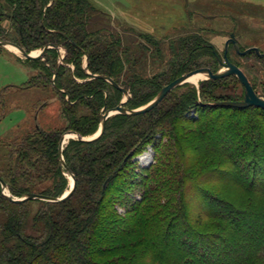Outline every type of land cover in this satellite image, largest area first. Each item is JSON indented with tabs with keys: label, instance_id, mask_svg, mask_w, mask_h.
Masks as SVG:
<instances>
[{
	"label": "trees",
	"instance_id": "obj_1",
	"mask_svg": "<svg viewBox=\"0 0 264 264\" xmlns=\"http://www.w3.org/2000/svg\"><path fill=\"white\" fill-rule=\"evenodd\" d=\"M3 1L20 33L47 34L46 40L39 37L40 47H59L61 39L74 51L71 60L78 62L87 36L83 21L72 17L75 0ZM81 1L92 10L88 0ZM204 47L216 59L214 47ZM105 53L89 54L91 75L113 79L116 65ZM101 82L112 91L106 102ZM76 93L74 100L88 94L111 109L122 95L103 79ZM194 105L234 114H203L182 127L181 120H188L176 105L160 119L167 129L163 145L152 133H127L133 120L147 114L110 118L99 139L74 140L64 150L68 170L77 178L74 194L61 203L46 202L34 216L29 202L10 201L0 184V264H264V116L255 113L244 120L246 109L202 107L197 100ZM37 131L28 150L35 154L37 147H49L56 157L54 168L61 172V134ZM115 136L124 137V143H116ZM147 143L155 146L156 163L137 181L139 176H128L125 170ZM90 146L97 147L95 154L86 152ZM122 151L125 155L118 159ZM202 177L206 179L200 181ZM61 180L65 186L63 175ZM206 184H216L220 192L212 193ZM59 188L37 194L59 197ZM239 188L241 194L226 190ZM11 192L19 197L34 193L28 186H14ZM192 202L200 206L195 213Z\"/></svg>",
	"mask_w": 264,
	"mask_h": 264
},
{
	"label": "rangeland",
	"instance_id": "obj_2",
	"mask_svg": "<svg viewBox=\"0 0 264 264\" xmlns=\"http://www.w3.org/2000/svg\"><path fill=\"white\" fill-rule=\"evenodd\" d=\"M75 1L72 17L75 22L83 21V31L87 36V47L81 51L77 63L71 60L75 56L73 49L63 46L61 39H58L60 44L56 52L45 50L33 60L24 58L11 47L0 45V176L6 181L5 193L13 198L26 196L13 195L11 188L14 186L18 189L28 186L34 193L60 187L61 197L72 189V181L75 180L77 185L71 169L67 170L60 163L61 172L56 171L53 165L56 157L49 147H37L39 151L35 154L28 148L30 143H34L35 139L30 138L37 136L38 129L44 133L59 132L62 137L69 132L81 135L76 131L79 129L85 133L83 137L86 139L95 138L100 132L102 117L111 107L103 103L98 105L88 94L82 100L73 99L76 92L95 85L96 80L88 74L91 73L90 53L102 56L106 52L113 59L116 65L113 80L128 92V96L122 92L118 105L127 100L124 106L129 110L145 107L164 86L183 74L200 68L219 72L222 67L204 45L214 47L224 61L226 43L231 34H235L243 49L257 47L264 53V0H89L92 10L81 0ZM0 3V41L38 54L42 48L41 40H46L47 34L40 36L30 30L20 33L18 25L10 19L12 10L3 0ZM1 14L5 15L2 17ZM176 24L180 28L171 30ZM160 27H165V30ZM194 49L196 51L192 52ZM190 54L191 59L187 60ZM229 59L245 73L257 95L264 97V58L254 52L240 56L232 48ZM100 85L106 102L111 88L102 82ZM243 97L244 87L235 75L188 82L169 93L145 117L133 120L126 131L144 136L152 133L163 145L167 143V136H163L167 129L160 119L174 106L178 105V113L188 120L182 119L181 126L190 127L189 121L203 114L216 117L223 113L234 114L195 107V100L215 103L241 101ZM242 112L244 120L254 117L255 113L264 116V110L257 107ZM123 138L115 136L114 141L124 143ZM74 140L76 138L69 139L64 150ZM154 148L150 143L141 147L125 170L128 176L137 175L138 181L146 175L145 170L156 163ZM96 149L90 146L86 152L95 154ZM125 152L122 151L118 159L123 158ZM26 153L29 154L28 159H24ZM60 157L59 153V162ZM63 159L66 163L64 151ZM62 175L66 179L65 186L60 183ZM204 179L206 177L200 181ZM216 184L205 186L212 193H219L220 188ZM226 190L232 194L243 192L240 188ZM134 196L140 199L141 195L136 193ZM46 204L39 200L29 201L32 215L38 214ZM190 208L194 213L200 210L196 202H192Z\"/></svg>",
	"mask_w": 264,
	"mask_h": 264
},
{
	"label": "water",
	"instance_id": "obj_3",
	"mask_svg": "<svg viewBox=\"0 0 264 264\" xmlns=\"http://www.w3.org/2000/svg\"><path fill=\"white\" fill-rule=\"evenodd\" d=\"M230 43H233L235 50L238 54L245 56L251 52H255L259 57L264 58V53H262L259 48H250L244 52H241L240 47H239V43H238L235 35L232 34L230 40L226 43V46H225V54H224L225 62H223L221 60V58L219 57V55L216 54L217 61L220 62L221 67L224 69L220 70L217 73H212L211 71H209L205 68H200V69L193 70L189 73L183 74L181 77L177 78L173 82L164 86L160 90V92L158 93L157 97L152 102H150L148 105H146L145 107L138 109V110H129V109L125 108L124 105L126 104L127 100L122 101L116 108L109 110L106 114L103 115L101 130L95 138L86 139L85 137L78 135V134H75L74 132H69V133L65 134L62 137L60 144H59V153L61 155L60 163L68 170L66 163L63 159L64 145H65L67 136L69 137V139L76 138V140L80 141V142L96 141L103 134V132L105 130L106 121L109 118H111L113 115L122 114V115H128V116H139V115L147 114L150 111H152L154 108H156L165 99V97L169 93H171L176 88L184 85L185 83H188L189 79L191 77H193L194 75H197V74L205 75L208 80H216V79H220V78H223V77H226L229 75H235L238 78L239 82L244 87V97H243V100H241V101H220V102L206 103V104L202 103V102H197V106L227 107V108H238V109H248V108H252V107H257V108H261L264 110V97H260L257 95V93L255 92L251 82L249 81V79L245 75V73L237 65H235L234 63H232L229 60L228 50H229ZM0 45L8 46V47L15 49L16 51L19 52L20 55H22L24 58L29 59V60H33V59L40 57L41 54L43 53V51H45V50L59 49V47H56V46H44L41 48V50L39 51L38 54H32V53H29L28 51L21 49L19 46H16V45L11 44L9 42H1L0 41ZM91 79H96V80L103 79V80L109 82L115 88L121 90L126 96H128V92L124 88L119 86L109 76L91 75ZM130 155H131V153L129 154V156ZM0 184L2 185L3 193L5 194V196H7L10 201L15 202V203H19V204L26 203L29 201H34V200H39V201H43V202H47V203H61V202L66 201L67 199H69L74 194V192L76 190V181L74 180V184H73L72 189L67 194H64L61 197H51V196H47V195H43V194L29 193L24 198H13L10 195H7L5 193L7 185H6V182L3 180V178H1V177H0Z\"/></svg>",
	"mask_w": 264,
	"mask_h": 264
},
{
	"label": "bare ground",
	"instance_id": "obj_4",
	"mask_svg": "<svg viewBox=\"0 0 264 264\" xmlns=\"http://www.w3.org/2000/svg\"><path fill=\"white\" fill-rule=\"evenodd\" d=\"M13 49V48H12ZM35 54V53H34ZM222 69H224V68H222ZM221 69V70H222ZM206 78V76L205 75H203V74H197V75H194L193 77H191L190 79H189V82H193V83H198L201 79H205ZM69 140V137L67 136V139H66V142ZM65 142V143H66ZM73 184H74V182L72 181V186H73ZM69 191H67L65 194H67Z\"/></svg>",
	"mask_w": 264,
	"mask_h": 264
},
{
	"label": "flooded vegetation",
	"instance_id": "obj_5",
	"mask_svg": "<svg viewBox=\"0 0 264 264\" xmlns=\"http://www.w3.org/2000/svg\"><path fill=\"white\" fill-rule=\"evenodd\" d=\"M213 18H214V16H213ZM232 35V34H231ZM235 35V34H234ZM231 37V36H230ZM236 37V36H235ZM237 39V38H236ZM238 41V40H237ZM239 43V42H238ZM239 47H240V50H241V52H244V51H246L245 49H243V47L239 44ZM232 48L235 50V47H234V45H233V43H230V45H229V50H228V58H229V52H231V50H232ZM252 48H257V47H252ZM250 49V48H249ZM248 50V49H247ZM236 51V50H235ZM237 53V52H236ZM255 53V52H254ZM224 54H225V52H224ZM238 54V53H237ZM256 54V53H255ZM240 56H243V55H241V54H239ZM257 55V54H256ZM258 56V55H257ZM223 57H224V55H223ZM259 57V56H258ZM222 60V59H221ZM230 60V59H229ZM231 61V60H230ZM223 62H225V59H224V61ZM218 63L220 64V62L218 61ZM221 66V65H220ZM90 76H91V73H88ZM109 83V82H108ZM123 88V87H122ZM125 89V88H124ZM126 90V89H125ZM127 91V90H126ZM71 104H73V103H71Z\"/></svg>",
	"mask_w": 264,
	"mask_h": 264
},
{
	"label": "crops",
	"instance_id": "obj_6",
	"mask_svg": "<svg viewBox=\"0 0 264 264\" xmlns=\"http://www.w3.org/2000/svg\"><path fill=\"white\" fill-rule=\"evenodd\" d=\"M88 2H89V4L91 5V7H92V4H91V2L88 0ZM94 9V8H93ZM125 27H127L128 29H133V28H131V27H128V26H125ZM157 28H159V27H156V29ZM160 28H162V29H164L165 30V27H160ZM180 28V25L179 24H176V26H173L172 28H170L171 30H175V29H179ZM168 29V28H167Z\"/></svg>",
	"mask_w": 264,
	"mask_h": 264
}]
</instances>
